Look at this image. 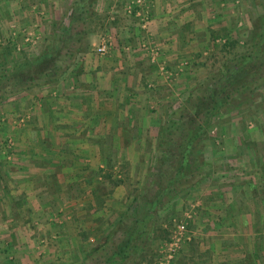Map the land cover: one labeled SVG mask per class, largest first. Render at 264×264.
Listing matches in <instances>:
<instances>
[{
  "label": "rangeland",
  "instance_id": "1",
  "mask_svg": "<svg viewBox=\"0 0 264 264\" xmlns=\"http://www.w3.org/2000/svg\"><path fill=\"white\" fill-rule=\"evenodd\" d=\"M108 1L97 2V14L89 18L91 25L80 20L69 23L70 36L83 28L92 29L81 41L71 43L84 51L68 61L73 64L66 72L59 67L53 69L54 78L45 77L43 83L41 80L0 102V264H105L104 258L113 246L122 245L126 238L119 220L153 168L158 145L166 144L164 140L171 136L174 152L180 156L192 125L175 133V127L170 126L177 119L174 112L191 92H199L200 84L223 62L245 50L264 20V0L209 2L203 13L212 21L203 17L208 29L204 43H192L197 38L190 37L191 31L186 28L187 33L180 36L183 40L189 37L183 46L186 52L173 54L168 60L163 57V40H155L151 34L149 0H142L140 8L148 17L145 28L139 17L126 11L133 0ZM71 2L0 0V71L56 46L62 36L59 30L68 21L64 15ZM227 38L231 43L224 47ZM102 41L108 46L106 58L112 54L145 57L147 62L152 60L164 67L159 72L166 81L151 85L158 92L144 93L137 105L138 114L113 115L120 130L111 127L105 131L98 126L94 131L86 124L90 105L96 109L112 104L103 89L86 92L111 84V76L103 74L106 67L100 68L96 54V45ZM95 63H99L98 68ZM86 64L92 69L85 80L78 82L85 92H57L65 77L74 78L73 70L81 74ZM245 95L247 101L225 109L212 124L209 136L198 145L197 163L186 170L191 171L190 181L196 184L184 185L177 197L166 198L150 235L138 239L139 247L129 258L112 264H187L188 254L181 251L193 244L189 230L196 225L191 220L196 212L204 210L203 206L210 205L221 210L223 217L235 214L242 232L241 221L246 220L255 233L250 235L251 242L254 239L257 243L253 252L262 254L257 263L264 264V84ZM22 145L26 148H20ZM89 153L93 157L85 160V166L82 161L85 175L78 179L72 172L74 161L77 155ZM58 160L64 164L60 170ZM107 164L111 179L102 177ZM165 170L171 176L175 168ZM156 189L154 186L151 192ZM138 209L141 217L145 206ZM206 215L208 219L214 217ZM181 222L186 223L183 240L168 259L167 244ZM111 231H115L113 236H109ZM249 263L256 264L253 260Z\"/></svg>",
  "mask_w": 264,
  "mask_h": 264
},
{
  "label": "trees",
  "instance_id": "2",
  "mask_svg": "<svg viewBox=\"0 0 264 264\" xmlns=\"http://www.w3.org/2000/svg\"><path fill=\"white\" fill-rule=\"evenodd\" d=\"M97 2L98 0H72L67 10L68 13L64 15L68 21L59 30L60 36H62L58 38L56 46H52L38 56L19 60L0 71V102L40 84L41 80L43 83L45 77L54 78L53 75L56 72L53 69L59 67V69H63V73L67 71L68 65L73 64L68 61L76 57L78 51L81 53L84 51L81 46L71 43L75 44L81 41L84 34L89 33L92 29L84 30L83 28L70 36L69 23L80 20L81 22L88 21L91 25L93 21L89 20L97 14L94 11ZM225 41L224 47L230 45L229 38ZM246 45L247 47L239 56L223 62L216 73L200 84L199 90L197 89L199 92H191L187 100L174 112L177 119L172 120L170 126L175 127V133L192 125L191 130L185 136L184 147L179 151L180 156L178 157L174 152L171 136L168 141L164 140L167 142L166 144L158 145L153 157V168L146 177V181L135 190L136 193L133 195L130 205L119 220L121 229L126 236L122 241L123 246L120 243L113 246V251L104 258L105 264H112L115 261L123 262L129 258L139 247L138 239L141 236L150 235L153 229L152 224L157 219L164 200L177 197L179 190L184 185L193 186L196 184L197 181L194 183L192 180L190 181L189 172L191 171L186 172V170L189 165H196L199 153L198 145L209 136L212 124L228 107L247 101V95H245L247 92H253L264 84V20ZM59 61L60 64L57 65L56 63ZM227 85L230 87L226 89ZM123 131L125 132V130ZM175 158L178 160L177 162L174 161ZM58 162L56 166L60 170L61 167H64L63 160H58ZM167 168H175L171 176H168V172L165 170ZM103 169L102 177L111 179L113 175L110 165L107 164V168ZM181 180L184 181L181 182ZM154 186L157 189L151 192ZM141 205L145 206V213L140 217L137 215V211ZM115 231H111L109 236H113Z\"/></svg>",
  "mask_w": 264,
  "mask_h": 264
},
{
  "label": "crops",
  "instance_id": "3",
  "mask_svg": "<svg viewBox=\"0 0 264 264\" xmlns=\"http://www.w3.org/2000/svg\"><path fill=\"white\" fill-rule=\"evenodd\" d=\"M99 1L100 0H98V2ZM149 1L152 7V16L150 21L151 34L153 35L152 37H154L155 40H163L161 49L164 53V58L172 60L171 57L173 54H176L180 51L186 52L185 47L183 46L189 40V37L188 39L185 38V40H183V38L180 37L182 36V32L187 33V31H191L190 33L192 36L190 37L197 38L192 39V43L194 41L196 42V40V44L201 45L204 43L205 38L207 37L205 36V33L208 32V29L205 28L207 24L204 23L203 17L209 18L208 21L210 22L212 21V19L210 18V16L204 14L203 12L205 7L207 8L208 6L207 3H214L215 0ZM111 2L114 3L116 2V0H109L107 3L111 4ZM209 8L210 7H208V9ZM186 28H188L187 31H185ZM204 28L206 29V31L204 30ZM96 54H98L100 57V68L106 67L104 68L105 71L103 74L105 75V73H108L109 78L111 76V78L108 79L109 83L111 84L107 86L108 88L105 86L104 88H94L95 85H93V91L88 90L86 92H100V90L103 89V92H105V95L110 98L112 104L111 106H102V108L98 107L99 109L97 108V106L96 109H94L90 105V114L88 111H86V115L88 116V122L86 124L94 129V131H96V127L98 126H100V128L101 126H103L102 129L105 128V131L107 130V128L111 127L120 130V126L118 125L117 120L113 115L121 113L123 114L127 112H136V114H138V106L144 98V93L158 92L152 90L150 88L151 85H154V82L158 83L160 81H166V79L163 77V74L159 72L160 66L158 65V62L152 63V60H149L147 62L145 57L137 56L131 59L120 58V56L118 57V55L112 54L111 56H108L106 58L105 54ZM96 60L97 58L95 59V61ZM88 65L89 64L84 65V69L81 68V74L78 72V70H73L71 72V75L73 73L74 78H70L69 80L65 77V79L63 80L64 82H62L61 85L62 89H59L57 92H85L83 89L79 88L78 82L80 80L82 81L83 79L85 80V76L89 74L88 71H91L92 68L90 69ZM94 65L95 67H97L99 63H95ZM75 74L77 76L80 74L77 82V77ZM131 79L134 82L130 83ZM114 102L117 103V106L113 105ZM64 107L69 108V106L65 105ZM72 110L73 109H70L69 111L72 112ZM73 120L78 119L73 116ZM83 128H85V126ZM76 139L78 140V138ZM77 140L74 141L78 142ZM22 146L23 147L20 148H26L25 145ZM92 157L93 155L90 153L88 155H84L83 157L77 155L78 159L74 161V170L72 171L73 175L78 177V179L81 175L84 176L85 172L81 171V168H85L84 166L87 164L85 160H87V158L92 159ZM83 160L84 166L81 167ZM202 208L206 211V213L203 212V210L200 214H196L197 212L195 213L194 216L196 218L192 216L195 219L192 218L191 222L196 225L194 230L193 228H190L192 231L189 230L191 232L190 241L193 242V244L191 243L189 245H185V247L181 251L184 255L188 254L187 259L189 261L187 264H250L249 260H253V262H255L256 264L259 263L258 260L262 258V254H254L253 252L256 250L257 243L254 239H252L251 242L250 235L255 233L254 231L250 230V225L246 222L245 219L241 221L243 224L242 232L240 222L237 221L236 223L234 220V216H236L235 214L225 215V217H223L224 214H222L221 210H216V206L212 207L210 205L205 208L203 206ZM206 214H208L209 216L212 215L214 217L208 219ZM257 231L259 230H256V232ZM240 259L242 260L240 261ZM172 264H174V261ZM175 264L178 263L175 262Z\"/></svg>",
  "mask_w": 264,
  "mask_h": 264
},
{
  "label": "built area",
  "instance_id": "4",
  "mask_svg": "<svg viewBox=\"0 0 264 264\" xmlns=\"http://www.w3.org/2000/svg\"><path fill=\"white\" fill-rule=\"evenodd\" d=\"M141 5H142V0H133L131 3H129L126 6V11L130 14H133L134 16L139 17L141 21V26L145 28L148 17L146 14H144L143 10L140 9ZM107 47L108 46L105 41L99 42L96 45V51L99 54H104L107 51ZM151 50L154 56L155 49L152 48ZM160 69L163 70L164 67L160 66ZM185 231H186V223L181 222L176 225L175 229L173 230V234L170 238L171 241L169 242V244H167L166 252H167L168 259H170L173 256L176 249H178V247L180 246V242L183 240V235Z\"/></svg>",
  "mask_w": 264,
  "mask_h": 264
}]
</instances>
